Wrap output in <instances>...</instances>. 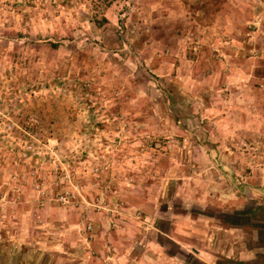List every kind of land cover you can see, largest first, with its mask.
Masks as SVG:
<instances>
[{"label": "rangeland", "instance_id": "374dc122", "mask_svg": "<svg viewBox=\"0 0 264 264\" xmlns=\"http://www.w3.org/2000/svg\"><path fill=\"white\" fill-rule=\"evenodd\" d=\"M256 171L264 0H0V264H99L110 234L185 259L174 214L224 218L218 184L264 226Z\"/></svg>", "mask_w": 264, "mask_h": 264}, {"label": "crops", "instance_id": "0c3cea01", "mask_svg": "<svg viewBox=\"0 0 264 264\" xmlns=\"http://www.w3.org/2000/svg\"><path fill=\"white\" fill-rule=\"evenodd\" d=\"M255 176H257L258 181L264 180L262 172H254L253 177ZM210 186L208 189L216 193L214 185ZM259 186L258 183L256 191L263 189ZM231 191L232 194L228 193V188H223L218 184V197L216 193L218 201L216 202H218V207L224 210L219 213L224 214V218L222 215L216 217L214 215L202 216L201 214L192 213L188 207L185 208V212L174 214V220L171 223V230L174 232L171 240L187 255L185 259L168 254L160 243L151 241L144 242L141 252L135 255L133 252L135 243L131 241V238L110 234L112 238L110 248L113 252L104 254L105 259L99 258L103 261L99 264L105 262V264H264V232L260 234L259 231V228L264 226L258 225L257 218L259 216H256V214H259L258 210L256 211V208L253 207L247 208L248 205L245 204L246 202H242L236 191L233 189ZM252 199L249 200L253 201ZM54 214L62 216L61 209ZM227 215H232L231 221L225 218ZM112 221L118 220L114 219ZM246 222L255 225L250 227ZM82 224V222L78 224V237L79 240L83 239L87 243L93 237L95 238V235L92 233L80 234V231H83L85 227ZM120 224H118L119 230L117 232L122 235L127 227L123 228ZM96 227L95 229L92 228L93 232L99 230V225H96ZM102 228L105 230L104 226ZM122 244H124V248L120 250ZM105 246L108 247V245ZM21 260L27 262L22 258V255L13 254L3 260L5 261L3 264H19ZM31 261H36V259Z\"/></svg>", "mask_w": 264, "mask_h": 264}, {"label": "built area", "instance_id": "2783aa9c", "mask_svg": "<svg viewBox=\"0 0 264 264\" xmlns=\"http://www.w3.org/2000/svg\"><path fill=\"white\" fill-rule=\"evenodd\" d=\"M64 184H71L69 176H63L60 180H58L55 183L56 189H59V191L55 195L56 202L62 206L75 205L76 202L74 200L76 199V197L74 195H72V193L68 189L63 187ZM76 190H77V192H79L78 187H76ZM88 205L92 206L94 209H102L103 208L98 203L93 204V205L88 203ZM109 211H111V210H109ZM112 227L114 229H116V228H118V224L113 223ZM91 230H92V226L90 224H88V225H86V227L84 228L83 231H80V234L88 233Z\"/></svg>", "mask_w": 264, "mask_h": 264}, {"label": "trees", "instance_id": "16d2710c", "mask_svg": "<svg viewBox=\"0 0 264 264\" xmlns=\"http://www.w3.org/2000/svg\"><path fill=\"white\" fill-rule=\"evenodd\" d=\"M9 261V260H8ZM5 262V261H4ZM7 262V261H6ZM16 262H18V261H16ZM20 262H22V260L21 261H19V264H23V263H20ZM27 264H31V262L30 261H28V263ZM32 264H34V263H32Z\"/></svg>", "mask_w": 264, "mask_h": 264}]
</instances>
